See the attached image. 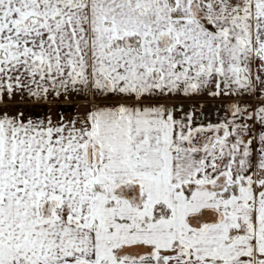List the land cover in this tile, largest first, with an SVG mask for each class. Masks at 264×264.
I'll use <instances>...</instances> for the list:
<instances>
[{"label":"snow or ice","instance_id":"obj_1","mask_svg":"<svg viewBox=\"0 0 264 264\" xmlns=\"http://www.w3.org/2000/svg\"><path fill=\"white\" fill-rule=\"evenodd\" d=\"M0 264H264V0H0Z\"/></svg>","mask_w":264,"mask_h":264},{"label":"crops","instance_id":"obj_2","mask_svg":"<svg viewBox=\"0 0 264 264\" xmlns=\"http://www.w3.org/2000/svg\"><path fill=\"white\" fill-rule=\"evenodd\" d=\"M213 118H215V116Z\"/></svg>","mask_w":264,"mask_h":264}]
</instances>
